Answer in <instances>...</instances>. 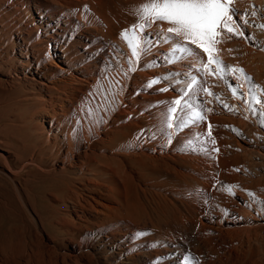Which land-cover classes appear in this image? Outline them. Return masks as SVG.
I'll return each instance as SVG.
<instances>
[{
  "label": "bare ground",
  "instance_id": "6f19581e",
  "mask_svg": "<svg viewBox=\"0 0 264 264\" xmlns=\"http://www.w3.org/2000/svg\"><path fill=\"white\" fill-rule=\"evenodd\" d=\"M144 2L145 0H117L112 4L107 0H33V2L28 0L27 4L31 6L33 3L34 10L38 14L40 27L46 30L43 26L45 22L50 28L48 31H52L50 35L40 34L34 40L25 41L27 45L24 48L25 52L27 55L31 53L37 63V81L41 85L40 107L32 117L35 115L43 117L45 113L51 115L49 120L42 118L41 121L36 122L34 129L46 134V142L53 145L46 153L58 159L62 163V169L75 167L74 160H76L78 161L76 163H80L77 166L82 171V165L89 162L93 155L95 144H113L112 135L115 133L123 134L124 137L117 147V154L126 156L130 161L142 162L145 165L149 163L154 168L166 167L170 160L178 162L184 159L193 166L190 171L180 170L179 173L182 176H190L192 181L199 182L195 172L198 174L202 169L212 168L216 156L220 155V145L211 136L215 131V122L229 123L226 132L235 140L240 153L245 155L259 150L260 135L253 134L251 125H258L264 130V124L261 123V120H264L262 115L264 113V42L260 44L259 40L250 38L251 45L245 44L240 54H232V44H242L240 37H232L231 34L215 37L222 42L213 46V59H219L223 65L228 66L219 73L215 72L217 69L215 63L202 71H197L201 68L199 62H194L195 67L188 60L169 63L166 57L169 55L171 45L168 43L148 45L150 49L148 54L137 64L128 43L121 38V32L137 23L135 10ZM230 7L238 10L236 19L239 23H242L240 17L246 14L249 24L243 29L248 28L250 35L255 32L264 35V28L258 27L264 24V0H233ZM169 26L166 22L153 24L148 30V38L155 40L158 31ZM67 35L69 40L64 41ZM49 38L64 43V46H59V52L62 54L56 52V57L60 59L59 64L51 63ZM71 43H80L83 50L80 53L71 50ZM43 56L45 60L42 59ZM255 56H258L260 61L256 62ZM129 59L133 60V66L138 70L125 77L124 73L129 69ZM203 60L207 62V54H203ZM231 68L243 69V72H231L229 70ZM154 77L161 78V83L152 88L146 87V82ZM192 78L197 82L193 86L195 95L191 97V106L182 109L177 106L179 111L173 114L174 127L169 129L165 122L167 107L171 106L172 100L183 93L186 83ZM164 87H169L171 90L166 92L158 90ZM204 89L213 95H209ZM257 100L260 101L259 104ZM201 116L203 119L199 118ZM34 118L30 117V121ZM45 121H49L48 130L45 128L47 127ZM181 121L185 122V126L176 128L175 125ZM166 160L169 161L166 163ZM28 163H35L34 156ZM107 167L101 166L104 174H107L111 181L122 180L120 178L122 175L118 171L112 169L110 165ZM238 169L244 174L242 177L253 180L251 171L243 167ZM39 171L43 174L44 170L41 168ZM233 172L236 173L235 170ZM203 176L205 178H201V182L205 186L201 189L204 193L211 178L207 174ZM258 181L260 180L254 182ZM91 183L104 186L102 182L91 181ZM120 183L123 184L122 181ZM248 185L250 184L247 181L235 186L231 184L227 186L228 190L237 191L245 199L235 208L237 211L255 208L254 210L259 214L263 212L261 219H264V192H252L248 189ZM18 194L22 199L19 190ZM82 197L75 194L74 198L75 205L83 209L85 206H82L80 200ZM92 198L96 206L110 209L108 204L101 203L95 197ZM184 199L187 200V197L184 196ZM86 204L90 208L93 206L90 200ZM93 210L99 216L101 210L95 206ZM242 219L237 218V220ZM96 231V237H84V245L94 250L98 256L112 258L113 264H215V258L208 256L204 259L199 255L200 253L190 251L191 249L186 247L187 244L175 238L171 232L163 233V236L156 233L141 236L138 226L128 220L116 221ZM250 241H247V247L251 246V244L249 246ZM244 246L240 245V251ZM260 253L257 251L256 256ZM229 258L230 261H237L240 256L236 251H231ZM259 258H256V261ZM229 264L236 263L233 261ZM251 264H264V261Z\"/></svg>",
  "mask_w": 264,
  "mask_h": 264
},
{
  "label": "rangeland",
  "instance_id": "374dc122",
  "mask_svg": "<svg viewBox=\"0 0 264 264\" xmlns=\"http://www.w3.org/2000/svg\"><path fill=\"white\" fill-rule=\"evenodd\" d=\"M107 1L112 4L117 2ZM27 2L0 0V263L113 264L112 258L98 256L84 245L83 240L84 237H96L97 229L124 220L138 226L141 236L154 233L163 236V233L171 232L175 238L187 244L190 251L200 253L204 259L208 256L215 258V264L263 262V212L259 214L252 207L237 211L235 207L245 199L237 191L228 190L227 186L248 181L250 191L264 192V130L258 125H251L253 134L260 135L259 150L244 155L238 151L235 140L226 132L229 123L215 122V131L211 136L220 145V155L216 156L212 168L202 169L198 174L195 172L199 182L179 173L180 170L190 171L193 166L184 159L178 162L166 160V163L169 161L166 167L154 168L149 163L145 165L130 161L126 156L117 154V147L124 137L123 134L115 133L112 135L113 144H95L93 155L89 162L82 165V171L77 166L80 163L74 159L75 167L62 169V163L46 153L53 146L46 142V134L34 129L36 122L42 118L49 120L51 115L45 113L43 117H32L40 107L41 85L37 81V63L31 53L28 52V56L25 52V41L34 40L40 34L50 35L52 31H48L50 28L45 22L43 26L46 30L40 27L33 3L30 6ZM243 30L245 36L240 37L242 44L234 43L230 46L232 54H240L245 44L251 45L250 38L259 40L260 44L264 42L263 34L255 32L250 35L248 28ZM66 40H69V35L64 38ZM49 41L51 63L59 64L56 52L62 54L59 46H64V43L52 38ZM71 44V50L79 53L83 50L80 43ZM42 59L45 60L44 56ZM254 60L258 62L260 58L255 56ZM30 117L35 118L30 121ZM48 122L45 121L47 130ZM32 156L34 164L28 163ZM109 165L122 175V180L111 181L104 174L101 166ZM240 167L251 171L254 181H260L255 183L242 177L244 174L238 169ZM39 168L44 170L43 174ZM204 174L211 179L206 185L207 191L203 193L201 187L205 185L201 178H205ZM91 181L102 182L104 186L94 185ZM75 194L86 197L80 199L86 208L75 205ZM183 195L190 200H185ZM91 196L108 204L110 209L96 206ZM89 200L101 210L99 216L93 206H87ZM238 217L244 220H237ZM247 241H250L251 248L247 247ZM236 243L245 246L240 251L241 247ZM231 251L239 254L237 261H230ZM257 251L263 255L260 253L256 256ZM256 258L259 259L256 261Z\"/></svg>",
  "mask_w": 264,
  "mask_h": 264
},
{
  "label": "snow or ice",
  "instance_id": "6c2138e0",
  "mask_svg": "<svg viewBox=\"0 0 264 264\" xmlns=\"http://www.w3.org/2000/svg\"><path fill=\"white\" fill-rule=\"evenodd\" d=\"M232 3L233 0H145L135 10L137 23L132 25L130 29L122 30L121 38L128 43L132 57L135 58L137 64L148 54L150 50L147 47L148 45L168 43L171 45L169 55L166 57L169 63L188 60L195 67L194 62H199L201 68L197 71H202L208 68L210 64L215 63L217 65L215 72L219 73L228 66L223 65V62L219 59H213V46L222 42V40H216L215 37L224 34L244 37L243 28L249 24L246 14L240 17L242 23L237 22L236 14L238 10L230 7ZM157 22H166L170 26L167 29L159 30L155 40L149 39L148 30ZM258 27L264 28V24L258 25ZM129 33H131V37H129ZM229 51L231 50L229 49ZM203 54H207V62H204ZM128 63L129 69L124 73L125 77L129 73L138 70L137 67L133 66L132 59H129ZM229 70L231 72H243V69L237 68ZM245 78L249 79L248 77ZM196 82L195 78L187 82L183 93L172 100L170 102L171 106L167 107L165 122L169 129L174 127L173 114L178 113L177 106L180 109L191 106V97L195 95L193 86ZM159 83H161V78L154 77L147 81L145 86L152 88ZM158 90L166 92L171 89L164 87ZM204 91L208 92L207 89H204ZM208 94L213 95L211 92H208ZM217 99L219 98L217 97ZM256 102L260 103L259 100ZM199 118L203 119L202 116ZM261 123L264 124V120H261ZM184 126V121L175 125L176 128ZM212 143H215V141H212ZM249 195H252V193H249Z\"/></svg>",
  "mask_w": 264,
  "mask_h": 264
}]
</instances>
